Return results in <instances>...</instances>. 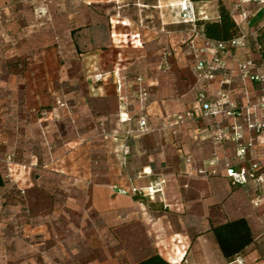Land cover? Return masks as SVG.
I'll return each instance as SVG.
<instances>
[{
    "label": "rangeland",
    "instance_id": "obj_1",
    "mask_svg": "<svg viewBox=\"0 0 264 264\" xmlns=\"http://www.w3.org/2000/svg\"><path fill=\"white\" fill-rule=\"evenodd\" d=\"M177 1L161 0L170 36L164 51L172 53V68L160 78L170 101L185 95L181 108L176 104L170 113L193 99L189 55L183 50L176 56L172 49L188 38L190 26L176 23L173 7H165ZM203 2L197 6L218 8L217 0ZM156 6L159 0H0V264H135L160 251L173 260L185 244L175 233L193 227L196 218L168 212L157 193L154 199L136 193L135 199L114 189L138 179L137 169L160 162L161 131L147 140L112 141L117 102L93 96L88 81L110 68L95 66L89 73L87 57L107 49L114 16L161 26ZM146 12L153 18L146 19ZM245 37L243 46L249 47ZM122 46L129 50L131 44ZM101 115L106 119L99 121ZM159 122L150 116L151 126ZM90 127L88 143L83 133ZM177 127L171 128L175 145L167 153L176 159L181 147L209 160L216 151L211 139L193 127ZM256 136L263 145L264 134ZM204 228L195 235H204ZM205 242L207 250L193 247L185 264L220 263Z\"/></svg>",
    "mask_w": 264,
    "mask_h": 264
},
{
    "label": "crops",
    "instance_id": "obj_2",
    "mask_svg": "<svg viewBox=\"0 0 264 264\" xmlns=\"http://www.w3.org/2000/svg\"><path fill=\"white\" fill-rule=\"evenodd\" d=\"M213 1L203 3L208 4ZM230 4L232 7L231 1ZM177 5L178 1L167 4L165 7H173L172 9L176 12V18L178 19L176 23L186 24L179 19ZM198 7L199 10L206 11L210 20L214 21L219 18L217 7L208 9L207 5L203 7L202 3ZM155 8L159 9L157 13L162 22L161 26L154 25L151 20L144 22L141 19L140 21L129 20L127 17L117 19V16H114L115 19L111 20L109 44L105 46L107 49L98 51L97 55L89 53L92 56L87 57L88 65L93 67L89 70V73L96 69L95 66H110L109 69L102 70V80L96 81L95 76L89 75L88 81L93 96L101 99L114 98L117 102L116 109L111 117L113 125L110 134L111 140L116 142L131 137L137 139L138 136H146L147 140V138L153 137L152 134L156 130L161 131L162 152L160 162H156V164L152 162V164H146L137 169L133 176L138 179L131 180L128 187L115 185V193L127 192L131 194L133 189H137V193L148 195L151 187H160L161 191L157 192V197H159L160 203H163L168 212L177 209L178 216L181 218L193 217L197 219V222L193 220V227H185L182 233H175L176 236L181 234L185 244L183 239L180 238L179 244L184 245L181 249H177L178 251L174 254L173 260L165 258L161 251L159 252L171 264L174 261L177 262L175 264H185L193 247L198 252H205L207 250L205 241L216 252L217 258L219 257V264H230L223 258L212 233V228L240 218H245L249 222L255 241L244 256L237 257L235 260H242L243 264H264V189L259 192L252 183L246 187L234 185L222 173L216 175L202 173L203 170L209 172L208 159L196 158L195 155L189 154L185 148L183 150L180 147L176 159L171 157L169 152L167 153L170 149V143L175 145L172 141L171 128L178 126V124H175L174 116L188 112L194 113L196 118L179 124L177 128L183 131L186 127H193L199 134H206L211 139L210 141L220 158L227 159L229 163L245 166L256 162L260 164L264 172V143L263 145L257 143V136L254 135V148L247 154L243 162H238L233 159L236 153L234 143L229 141L216 142L214 138H211L208 120L202 117V110L197 102L201 84L196 78L194 67L198 61H212L213 56L208 51L201 52L205 48L204 43L200 38L193 41V28L189 24H186L190 26L188 38L182 36L178 42L172 43V49L176 50V56L183 50H186L189 55L190 71L194 81L192 104L181 110V112L170 113L171 107L176 106V104L177 108H181V105L185 102L183 99L185 95H181L182 99H178L180 95H177V99L170 101L167 87L162 85L160 77L172 68V53L164 51L169 47L168 39L170 36L167 13L163 10L161 0H159V6ZM152 18L153 15H148L146 12V19ZM238 18L240 17H237L236 20L241 31L243 33L245 31L244 34L248 35L247 39L250 40L249 47H243L236 52H227L221 55L220 58L225 61L226 67L236 70L230 90L231 101L242 103L249 99L252 102H257L261 93L256 84L249 79H242L238 70V62L252 59L257 63L256 70L264 72L261 54L252 48L254 39L261 32H264V16L261 13H256L251 17L249 24L242 21L241 18L238 20ZM128 43L131 46L129 50H126L127 48L122 44ZM151 46L156 47L157 52L151 53ZM129 69L133 71V77H129L125 72ZM220 81L221 77L219 76L216 81L210 83L212 96H215L220 89ZM135 114H138L137 118ZM150 116H156V119L160 120L159 125L151 126ZM143 117L147 120V131L145 132L140 129L139 125V121ZM104 119H106L105 115H101L99 121ZM215 121L213 135L227 132L232 123L230 119L224 116H217ZM105 124L103 123V125ZM97 127L101 130L102 123H98ZM91 129L93 127L87 128L83 133V139L87 141L91 139V134H88ZM178 144L181 143L178 142ZM184 213H186V216ZM202 226L206 229L205 234L196 236L195 233L197 234ZM193 242H195V246H193ZM189 264H197V261L191 260Z\"/></svg>",
    "mask_w": 264,
    "mask_h": 264
},
{
    "label": "built area",
    "instance_id": "obj_3",
    "mask_svg": "<svg viewBox=\"0 0 264 264\" xmlns=\"http://www.w3.org/2000/svg\"><path fill=\"white\" fill-rule=\"evenodd\" d=\"M232 3V12L236 18L240 17L242 21L250 23L251 17L256 13L264 16V0H229ZM198 2L192 0H179L178 12L179 19L182 23L191 25L193 28L194 39H202L205 48L201 52H210L213 60L210 62L198 61L194 67L195 75L201 84V90L198 93L197 102L202 110V117L208 120L209 132L211 138L216 142L229 141L235 144L236 153L234 160L243 162L247 154L254 148V135L264 134V72L256 70L257 63L252 59H245L238 62V70L243 80L249 79L257 85L261 96L257 102L247 100L242 103H233L230 99L231 85L234 81L236 70L226 67L224 60L220 58L227 52H236L243 48L245 34L241 31V35L232 39L228 44L217 42L206 38L197 26L198 20L212 21L207 16L206 11L199 10ZM221 77L220 89L215 96L210 91V83ZM102 74L95 76L96 81L102 80ZM224 116L232 121L227 132H220L213 135V126L216 124L215 118ZM196 116L192 112L182 115H175V124H183L189 119H195ZM140 129L147 131V120L141 118L139 121ZM250 134V135H248ZM188 161H190L188 159ZM208 171H201L210 175L218 173L224 174L234 185L246 187L251 183L259 192L264 189V172L259 163H251L250 165L237 166L229 163L228 160L220 158L218 152H214L207 161ZM162 184V183H161ZM158 184V185H161ZM161 191L158 187L150 188L148 195L154 199L152 193ZM137 189H133L136 194ZM127 194V192H123ZM243 264L242 260H235L230 264Z\"/></svg>",
    "mask_w": 264,
    "mask_h": 264
},
{
    "label": "trees",
    "instance_id": "obj_4",
    "mask_svg": "<svg viewBox=\"0 0 264 264\" xmlns=\"http://www.w3.org/2000/svg\"><path fill=\"white\" fill-rule=\"evenodd\" d=\"M194 2L212 0H192ZM218 1L219 18L214 21L198 20L197 26L202 34L210 39L224 44H228L232 39L241 35L240 26L235 14L223 0ZM253 50L261 54L264 63V32H261L253 41ZM5 186V178L0 173V187ZM137 194L133 197L136 199ZM215 241L223 258L228 262H233L237 257L244 256L249 247L255 241L253 231L247 219L240 218L233 221L214 226L212 228ZM135 264H171L159 253Z\"/></svg>",
    "mask_w": 264,
    "mask_h": 264
}]
</instances>
